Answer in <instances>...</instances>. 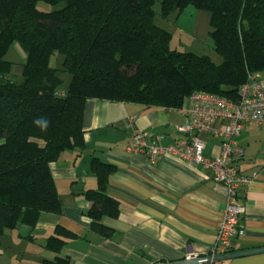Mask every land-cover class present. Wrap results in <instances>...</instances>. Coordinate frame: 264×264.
Returning <instances> with one entry per match:
<instances>
[{
	"label": "trees",
	"instance_id": "16d2710c",
	"mask_svg": "<svg viewBox=\"0 0 264 264\" xmlns=\"http://www.w3.org/2000/svg\"><path fill=\"white\" fill-rule=\"evenodd\" d=\"M39 2L51 10H40ZM155 2L0 0V237L61 212L51 165L84 147L86 99L172 109L193 92L236 101L249 75L264 71V0H160L158 12ZM185 6L209 13L218 63L171 48V33L156 23ZM14 43L23 63L4 58ZM61 73L70 76L65 88ZM90 167L97 185L84 193L86 215L90 228L106 236L112 229L102 218L117 212L105 190L113 166L92 157ZM74 236L57 225L43 244L54 258L40 264H67L59 254Z\"/></svg>",
	"mask_w": 264,
	"mask_h": 264
},
{
	"label": "crops",
	"instance_id": "0c3cea01",
	"mask_svg": "<svg viewBox=\"0 0 264 264\" xmlns=\"http://www.w3.org/2000/svg\"><path fill=\"white\" fill-rule=\"evenodd\" d=\"M257 75L264 89V71ZM187 102L188 98L182 106ZM180 108L86 99L81 117L84 147L62 153L51 165L61 212L42 214L34 227L22 224L15 233L0 237V250L7 252L0 251V256L23 259L25 252L13 249L11 242H25L40 248L32 251L33 264L53 259L54 253L43 244L57 225L75 234L59 254L66 257L67 264H151L191 254L211 255L225 205V187L214 182L210 169L201 165H189L172 156L151 163L145 154L126 150L133 128L146 132L150 139L160 136L161 146L180 138L177 127L186 120ZM201 137L204 156L216 157L219 140L209 133ZM235 142L243 149L240 166L250 180L238 191L245 207L240 218L243 233L232 241V252L264 247V128L246 122ZM92 157L113 166L105 190L117 201V212L102 218L112 229L106 236L90 228L86 215L89 201L84 193L97 185L90 167ZM224 261L264 264V252Z\"/></svg>",
	"mask_w": 264,
	"mask_h": 264
},
{
	"label": "built area",
	"instance_id": "2783aa9c",
	"mask_svg": "<svg viewBox=\"0 0 264 264\" xmlns=\"http://www.w3.org/2000/svg\"><path fill=\"white\" fill-rule=\"evenodd\" d=\"M257 77V74L249 75L248 81L240 86L236 101L204 92L191 93L187 104L180 108L186 119L184 125L177 127L182 136L173 143L161 146L160 136L150 139L146 132L133 128L126 147L129 152L145 154L151 163L172 156L189 165H201L210 169L214 182L225 187V205L211 256L230 252L232 241L243 233L240 218L245 207L238 191L250 177L241 169L243 149L235 137L246 122L264 128V89ZM205 133L219 140V152L214 158L203 154L201 136ZM209 264H225V261L212 260Z\"/></svg>",
	"mask_w": 264,
	"mask_h": 264
},
{
	"label": "rangeland",
	"instance_id": "374dc122",
	"mask_svg": "<svg viewBox=\"0 0 264 264\" xmlns=\"http://www.w3.org/2000/svg\"><path fill=\"white\" fill-rule=\"evenodd\" d=\"M159 1L160 0H156L154 5V10L157 12L159 11ZM37 8L43 11L51 10L50 5L42 2L38 3ZM156 23L171 33V48L182 52H191L196 55H208L216 63L220 61V57L215 53V51H213L212 40L209 36L211 28L210 16L208 12L195 9L192 6H185L178 15H171L166 20L157 16ZM4 58L13 64H19L24 62L25 54L19 46L14 43L9 47ZM18 69V67L14 68V72L12 74L14 77L18 76ZM61 77L63 80L62 88H65L69 82L70 76L66 73H61ZM11 243L13 244V249H17L16 251L21 249L25 252L24 258L21 259L20 257L18 258L13 256L10 259H6L3 255L5 251L0 250L1 252L3 251L0 256V264H33L32 251L35 249L40 250V248H38L39 246L33 247L32 244L25 242Z\"/></svg>",
	"mask_w": 264,
	"mask_h": 264
},
{
	"label": "water",
	"instance_id": "95a60500",
	"mask_svg": "<svg viewBox=\"0 0 264 264\" xmlns=\"http://www.w3.org/2000/svg\"><path fill=\"white\" fill-rule=\"evenodd\" d=\"M263 252H264V247H256V248L240 250V251H233V252L230 251L225 254L214 255V256H211V255L194 256L191 254L188 257H185L184 259H181V260L151 263V264H200V263L210 262L212 260H227L230 258L242 257V256H247V255L256 254V253H263Z\"/></svg>",
	"mask_w": 264,
	"mask_h": 264
}]
</instances>
